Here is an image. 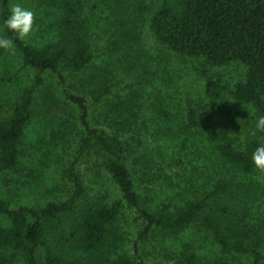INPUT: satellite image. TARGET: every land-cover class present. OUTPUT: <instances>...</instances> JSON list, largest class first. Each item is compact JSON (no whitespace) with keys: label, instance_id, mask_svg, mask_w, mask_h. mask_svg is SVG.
Wrapping results in <instances>:
<instances>
[{"label":"rangeland","instance_id":"1","mask_svg":"<svg viewBox=\"0 0 264 264\" xmlns=\"http://www.w3.org/2000/svg\"><path fill=\"white\" fill-rule=\"evenodd\" d=\"M9 1L35 13V31L27 43L36 47L53 42L83 43L89 46L93 60L76 73L60 67L58 73L40 74L35 114L21 146L20 163L15 170L0 172V201L11 209L71 203L73 212L64 217L68 229L74 214L85 205L121 199L106 169L109 162L121 159L146 206H178L192 193L205 195L217 183L231 181L251 205L250 224L263 222L264 173H242L226 164L218 152L221 131L233 144L243 145L260 134L254 108L238 104L232 95L235 85L246 78L242 63L209 66L204 58L175 53L155 37L151 12L143 13L131 28V40L120 44L103 0H81L84 11L74 18L76 30L70 33L58 25L61 14L46 0ZM143 2L152 13L161 4V0ZM1 12L0 3V18ZM0 37H6L1 24ZM3 51L0 116L35 84L38 74L23 66L15 46ZM65 93L85 99L87 125L77 104L66 100ZM192 110L213 116L206 131L187 127ZM101 136L113 146V153L101 145ZM75 177L83 187L80 198H75ZM146 226L139 213L125 205L116 221L120 240L110 238L94 254L73 249L67 255L88 258L93 264H105L120 256L135 264H168L170 255L190 245L192 252L207 261L264 264V245L257 261L251 254L223 255L207 234L195 228L176 238H164L157 230L140 238ZM11 252H2L5 264H25Z\"/></svg>","mask_w":264,"mask_h":264},{"label":"trees","instance_id":"2","mask_svg":"<svg viewBox=\"0 0 264 264\" xmlns=\"http://www.w3.org/2000/svg\"><path fill=\"white\" fill-rule=\"evenodd\" d=\"M113 20L120 44L132 38L131 28L143 13L151 12V27L158 41L175 53L190 58H204L209 66H224L231 62L242 63L247 70L243 82L235 85L233 98L240 105L252 106L257 117L264 116V0H161L157 10L143 0H103ZM0 24L6 37L14 42L23 66L38 71L35 84L26 88L6 114L0 116V172L17 169L22 155L21 146L28 124L35 114L36 87L42 81L40 74L59 72L65 67L79 72L91 64L93 55L88 45L48 43L36 47L17 39L4 26L9 15V0H0ZM51 8L60 12L58 25L62 30H76L74 18L84 11L81 0H46ZM74 34L72 33L71 36ZM0 50V56L3 54ZM61 78V75H59ZM66 100L77 104L81 119L86 123L85 99L65 93ZM213 120L210 113L190 111L189 125L197 132L206 131ZM218 152L238 171L256 172L253 152L264 145V132L243 144H233L227 133L221 131ZM183 135V133H180ZM101 145L109 153L113 146L104 136ZM117 184L121 199L111 204L101 201L85 205L74 220L64 227V217L73 212L71 203H49L41 209L22 206L11 209L0 201V264L7 259L2 252L12 251L25 264H93L88 258H70L68 251L77 249L85 254L100 251L110 238L120 240L116 221L127 205L135 209L147 226L140 238L157 232L164 238H176L189 229L207 234L223 255L251 254L258 261L264 245V219L259 226L250 224L251 205L240 187L231 181L217 183L205 195L192 193L181 205L146 206L139 196L129 168L121 159L106 165ZM77 193L83 194L81 180L75 177ZM68 217L70 215L68 214ZM264 217V212H263ZM192 247V246H191ZM190 245L170 255L168 264H227L222 259L207 261L192 252ZM193 249V247L191 248ZM105 264H135L126 256Z\"/></svg>","mask_w":264,"mask_h":264},{"label":"clouds","instance_id":"3","mask_svg":"<svg viewBox=\"0 0 264 264\" xmlns=\"http://www.w3.org/2000/svg\"><path fill=\"white\" fill-rule=\"evenodd\" d=\"M4 26L14 33L17 39L27 42L35 31V13L19 3H12L9 7V15L4 21ZM13 48L14 42L12 39L0 37V50L10 51ZM256 129L264 132V116H260L256 121ZM252 160L256 169L264 173V145L253 152Z\"/></svg>","mask_w":264,"mask_h":264}]
</instances>
